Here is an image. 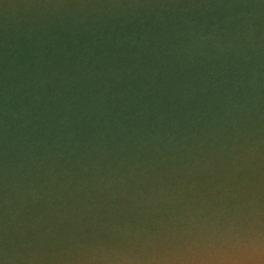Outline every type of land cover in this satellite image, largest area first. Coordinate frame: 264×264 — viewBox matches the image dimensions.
I'll use <instances>...</instances> for the list:
<instances>
[{
	"label": "clouds",
	"instance_id": "clouds-1",
	"mask_svg": "<svg viewBox=\"0 0 264 264\" xmlns=\"http://www.w3.org/2000/svg\"><path fill=\"white\" fill-rule=\"evenodd\" d=\"M30 6L0 41V264H264V0ZM220 177L248 196L227 227ZM101 211L187 227L89 238Z\"/></svg>",
	"mask_w": 264,
	"mask_h": 264
},
{
	"label": "water",
	"instance_id": "water-1",
	"mask_svg": "<svg viewBox=\"0 0 264 264\" xmlns=\"http://www.w3.org/2000/svg\"><path fill=\"white\" fill-rule=\"evenodd\" d=\"M35 0H0V41L23 40L24 36L30 30L35 29L43 15L42 10L31 7ZM5 5H10L7 9ZM205 184L202 191L205 192V198L210 200V206L205 208L202 213L204 216H211L212 220L217 221L221 227H227L231 222L238 223L236 219L238 213L246 212V201L248 196L247 189H237L235 181H226L223 177L214 179L211 185L207 184V178H201ZM217 184L220 187H215ZM214 189V190H213ZM201 205H197L199 207ZM125 220L129 225L137 227H148L151 229H162L164 232L175 230L177 235L180 230L187 227L179 219L170 220L167 215H149L144 223L143 215H128L127 213L105 214L99 213V219L86 217L78 226L89 238L107 239L111 235V229L115 226L118 229L125 227ZM87 224V227H84Z\"/></svg>",
	"mask_w": 264,
	"mask_h": 264
}]
</instances>
